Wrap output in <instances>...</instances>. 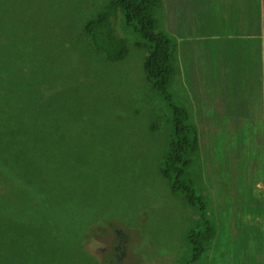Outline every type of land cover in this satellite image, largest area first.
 I'll list each match as a JSON object with an SVG mask.
<instances>
[{
    "label": "rangeland",
    "instance_id": "1",
    "mask_svg": "<svg viewBox=\"0 0 264 264\" xmlns=\"http://www.w3.org/2000/svg\"><path fill=\"white\" fill-rule=\"evenodd\" d=\"M107 1L23 0L16 7L15 0H7L1 7L0 43L5 35L17 38L11 47L19 46L34 63L46 65L35 79L57 84L41 95L47 99L45 106L33 107L38 103L32 101L39 100L32 95L34 89L15 83L18 68L0 48L5 82L0 86V125L11 123L17 141L0 145V188L15 194L5 186L14 178L30 199H39L53 176L58 191L50 193L59 198L62 214L57 216L59 211L52 208L48 218L67 229L61 234L51 229L32 232L42 237L40 248L34 259L18 258L17 264H49L64 237L82 247L84 261L57 258V264H89L93 256L97 264H244L239 231L255 214L261 234L247 243L264 264V128L258 126L260 136L252 141L246 125L236 134L223 123L199 125L201 155H191L184 179L192 178L201 202L210 204L217 232L200 259L191 262L185 238L191 228L199 230L195 212L200 209L193 210L182 193L173 192L162 172L170 105L190 110L184 83H170L169 102L153 90L136 33L127 41L125 56L115 62L105 61L81 40L84 20ZM257 5L260 15L258 0ZM262 6L264 13V0ZM203 83L206 88L207 80ZM187 121L191 123L189 116ZM46 129L49 132H43ZM232 136L240 157L235 165L225 155L233 156L225 146ZM8 170L20 179H8ZM81 223L78 230L83 234L71 237L76 231L70 230L72 225ZM24 233H12L9 243L17 247Z\"/></svg>",
    "mask_w": 264,
    "mask_h": 264
},
{
    "label": "trees",
    "instance_id": "2",
    "mask_svg": "<svg viewBox=\"0 0 264 264\" xmlns=\"http://www.w3.org/2000/svg\"><path fill=\"white\" fill-rule=\"evenodd\" d=\"M21 1L23 0H15L16 7L21 4ZM6 5L7 0H0V10L2 6ZM163 10V0H109L96 13L84 20L82 29H80L81 33H78V36L92 49V51L99 54L105 61L115 62L121 60L125 56L127 53V41L129 38L134 37L133 33H136L138 36L136 44L138 47L142 48L145 53L143 61L145 76L151 83L153 90L163 95L169 102V96L166 94V91L171 82L175 83L178 72L177 40L172 34L165 30L164 18L162 16ZM65 38L68 39L66 36ZM16 40L17 38L14 39L11 35L9 37L5 35L4 39L1 41L2 44L0 43V48L4 49V56L8 55V57L13 58L18 68L15 72V83L18 84V86L19 84L31 85L30 89H34L32 95L37 98L39 94L55 87L57 81L55 80V82L49 86V84L45 83V78L35 79V76L40 74L41 70L45 68L46 65L34 63L35 59L30 58L26 50L23 49V51H20L18 45L17 49L14 46L11 47V41H14L13 43L15 44ZM3 44H8L10 46ZM48 66H50V64ZM51 66L55 67L54 64H51ZM21 68H24V70L18 73ZM0 70L3 71L1 68ZM1 71L0 86L5 83ZM188 103L190 105L189 111L183 106L169 104L171 107L172 119L167 120L170 124V130H168L169 140L166 143L167 150L163 156L162 172L164 176L167 177L173 192L182 193L193 210L197 211L200 209V211L195 212L197 215L195 221L198 223L199 230H197L196 226L191 228L187 231L185 238L192 252L191 262H196L200 259L202 253L204 251L206 252L207 248L210 247L212 237H214L217 232V226L209 207L210 204H206L204 201L201 202V197L196 194L192 184V178L184 179L185 171L190 165L191 155L196 151L201 155L197 136L198 126L193 118L191 103ZM36 106L33 107L38 108ZM187 116H189V122L191 123H188ZM243 125L251 129L248 136L252 141L258 138L255 132L259 126L258 122H237L236 128L239 129ZM11 126V123L1 124L0 132L7 134V131L12 128ZM43 132H49V129ZM16 134L21 135V132ZM16 142L17 141L12 138L11 140L0 142V145ZM22 142L26 143V141ZM20 150L19 148L17 150L19 155ZM230 150L233 156H230L228 153L225 155L229 158L230 162H232V165H235L240 157L235 147H231ZM255 150L256 145H252V153H255ZM261 155L264 158V154ZM14 176L17 180L20 179V177H16L15 173L13 174V171L8 170V179ZM53 181L54 179L52 176V181L44 183L42 195L39 199H30L25 192L23 193V189L20 190L19 187L14 184V178L6 182L5 186L6 190L8 188L14 190L15 194L4 193V191L2 192L3 188H0V196L2 195L0 197V264H17L18 258L34 259L40 248L42 237L35 238L32 232L51 229L55 231V234H61V232L65 233L67 231L64 223H53L51 222V216L48 218L52 208H54L56 212L59 211L57 216L62 214V209H60L61 207L58 204L59 198H56L50 193L58 191L57 184ZM32 193H34L33 190ZM48 194L51 197L48 196ZM40 216H42L43 221L40 219ZM254 217H257L256 214ZM255 218L247 220L245 226L239 231L241 235L239 249L245 254L244 264H260L256 254L250 250L247 243L248 238L257 239L261 234L260 221ZM45 220L46 222H44ZM31 226H34L33 229ZM38 226L42 229H39ZM80 226H83V223L72 225L70 230L76 229V231L72 232L71 237H78L83 234V232L81 233L78 230ZM23 231L27 234L24 233V237L21 236L18 239L19 242L17 243V247H15L13 241L9 243L8 240L12 233L18 232V234H20ZM74 242V240H69L64 237L61 247L56 252L51 253L49 264H57V258L65 263L70 261L78 263V260L84 261L82 247L80 245H75ZM88 262L89 264H97V260L94 256L88 257Z\"/></svg>",
    "mask_w": 264,
    "mask_h": 264
},
{
    "label": "crops",
    "instance_id": "3",
    "mask_svg": "<svg viewBox=\"0 0 264 264\" xmlns=\"http://www.w3.org/2000/svg\"><path fill=\"white\" fill-rule=\"evenodd\" d=\"M258 1L260 15L257 0H163L165 30L177 40L175 83H184L198 127L223 123L236 134L237 122L253 121L264 128V13ZM42 94L36 107L47 104ZM7 132H0V142L13 138V129ZM233 143L232 136L225 146Z\"/></svg>",
    "mask_w": 264,
    "mask_h": 264
},
{
    "label": "flooded vegetation",
    "instance_id": "4",
    "mask_svg": "<svg viewBox=\"0 0 264 264\" xmlns=\"http://www.w3.org/2000/svg\"><path fill=\"white\" fill-rule=\"evenodd\" d=\"M239 160H240V159H238L236 163H238V162H239Z\"/></svg>",
    "mask_w": 264,
    "mask_h": 264
}]
</instances>
